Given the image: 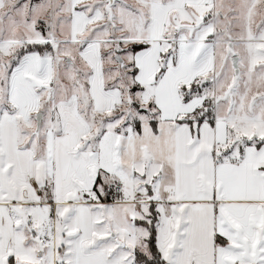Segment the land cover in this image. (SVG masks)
Here are the masks:
<instances>
[{"label": "snow or ice", "instance_id": "6c2138e0", "mask_svg": "<svg viewBox=\"0 0 264 264\" xmlns=\"http://www.w3.org/2000/svg\"><path fill=\"white\" fill-rule=\"evenodd\" d=\"M0 264H264V0H0Z\"/></svg>", "mask_w": 264, "mask_h": 264}]
</instances>
